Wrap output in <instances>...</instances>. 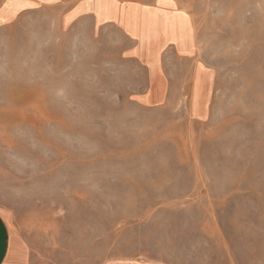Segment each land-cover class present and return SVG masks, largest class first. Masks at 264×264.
Listing matches in <instances>:
<instances>
[{
  "label": "rangeland",
  "instance_id": "1",
  "mask_svg": "<svg viewBox=\"0 0 264 264\" xmlns=\"http://www.w3.org/2000/svg\"><path fill=\"white\" fill-rule=\"evenodd\" d=\"M170 1L187 58L49 13L0 31V210L34 253L264 264V0Z\"/></svg>",
  "mask_w": 264,
  "mask_h": 264
},
{
  "label": "crops",
  "instance_id": "2",
  "mask_svg": "<svg viewBox=\"0 0 264 264\" xmlns=\"http://www.w3.org/2000/svg\"><path fill=\"white\" fill-rule=\"evenodd\" d=\"M41 12L63 29L85 20L93 33L112 31L121 42L117 55L141 60L152 55L187 58L195 52L192 20L170 0H157L154 6L123 0H0V31ZM0 264H61V251L52 259L34 253L0 210ZM102 264L159 263L110 259Z\"/></svg>",
  "mask_w": 264,
  "mask_h": 264
}]
</instances>
